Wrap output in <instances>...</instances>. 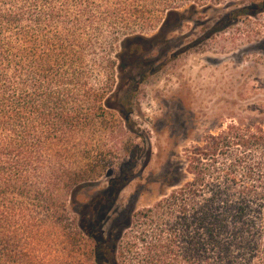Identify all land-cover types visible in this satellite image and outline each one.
<instances>
[{"label":"trees","instance_id":"1","mask_svg":"<svg viewBox=\"0 0 264 264\" xmlns=\"http://www.w3.org/2000/svg\"><path fill=\"white\" fill-rule=\"evenodd\" d=\"M182 5L0 0V264H100L105 257L115 264L120 248L115 240L107 244L99 209L112 204L133 162L83 207L75 227L67 208L110 165L105 146L87 137L93 120L114 109L132 132L131 98L113 108V90L92 84L95 68L103 67L108 81L116 75L113 57L97 64L92 56L120 25L134 19L145 28L156 13L178 16ZM262 12L264 0L216 26ZM129 47L140 53L135 43ZM212 140L197 150L203 160L189 166L191 180L143 213L126 248L138 264H264V125L231 127ZM228 145L245 154L218 160ZM254 150L258 161L248 157Z\"/></svg>","mask_w":264,"mask_h":264},{"label":"rangeland","instance_id":"2","mask_svg":"<svg viewBox=\"0 0 264 264\" xmlns=\"http://www.w3.org/2000/svg\"><path fill=\"white\" fill-rule=\"evenodd\" d=\"M182 1L178 16L156 13L145 28L134 19L127 27L120 25L92 56L97 64L105 58L115 61L111 81L101 66L92 83L99 87L95 83L102 82L105 93L113 90L108 101L113 108L123 99L117 94L129 71L125 55L131 43L140 47L142 60L130 75L143 71L146 61L151 68L130 99L132 132L114 109L93 120L87 137L91 145L99 141L105 146L110 165L67 204L75 227L83 207L102 196L109 180L133 162L131 176L112 204L99 209L107 244L115 240L120 248L115 264H138L126 248L144 221L143 213L191 180L189 166L203 160L197 150L227 135L231 127L264 125V12L239 16L225 28L216 26L231 12L261 0ZM242 152L228 145L218 160ZM248 157L258 161L260 151ZM92 244L86 238L85 250L90 252ZM100 264L113 263L105 257Z\"/></svg>","mask_w":264,"mask_h":264},{"label":"flooded vegetation","instance_id":"3","mask_svg":"<svg viewBox=\"0 0 264 264\" xmlns=\"http://www.w3.org/2000/svg\"><path fill=\"white\" fill-rule=\"evenodd\" d=\"M141 54L138 52H134L132 55L130 54V47H128L126 55H125V66L126 71L129 69L132 70V67L135 65L139 66L141 65ZM144 66V67H143ZM146 66V68H145ZM149 62L146 61L142 67L144 68L143 71L137 72L134 74V76L130 75L129 71L125 75L124 78V85L122 86L123 90L121 92H118L117 96L120 98L126 99V98H133L134 94L136 93V90L139 88L140 83L144 82L147 79V75L149 72H151V68H149Z\"/></svg>","mask_w":264,"mask_h":264}]
</instances>
